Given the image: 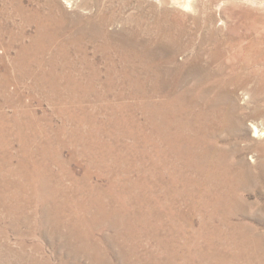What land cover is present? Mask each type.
Here are the masks:
<instances>
[{"label":"rangeland","instance_id":"obj_1","mask_svg":"<svg viewBox=\"0 0 264 264\" xmlns=\"http://www.w3.org/2000/svg\"><path fill=\"white\" fill-rule=\"evenodd\" d=\"M204 92L206 97L191 103ZM180 95L179 102L169 101ZM165 108L171 113H163ZM219 111L236 117L210 142L220 153L212 162L220 161L229 187L221 188L215 180L207 185L205 179L206 195L194 207L187 195L177 194L191 186L183 182L185 177L199 178V173L171 154L169 164L157 157L163 135L156 124L162 113L172 115L173 131L180 127L183 135L192 136V117ZM253 125L263 130L259 136ZM86 134L136 144L138 151L128 159L122 156L128 167L110 162L116 165L109 166V173L87 167L88 157L73 156L75 149H82ZM46 140L60 149L67 170L39 153ZM43 158L53 171L48 177L53 188L49 193L44 181L35 183L39 195L31 216L19 219L0 207V264H94L92 259L127 264L165 254L168 260L175 258L172 264H264V0H0V167L7 161V171L21 172L17 168L29 159L38 169ZM126 167L133 172L124 173ZM87 170L91 174L86 179ZM166 171L174 172V186L152 181L151 188H133L139 176L151 180ZM2 173L9 174L5 169ZM18 174L6 177L21 181ZM162 177L168 184L171 176ZM89 185L112 192L109 197L121 204L127 200L132 213L149 212L146 219L152 229L136 216L128 217L133 229H127L126 239L110 218L101 229L80 232L89 247L69 238L70 228L64 225L82 228L73 211ZM164 187L175 198L169 199ZM209 193L228 197L216 214ZM49 195L50 201L67 202L71 209L63 211L57 223L51 211L50 226L41 213ZM114 220L123 222L122 213ZM108 237L116 238L127 252L121 254L123 246L113 247ZM98 248H103L105 260ZM96 250L98 254H92Z\"/></svg>","mask_w":264,"mask_h":264},{"label":"bare ground","instance_id":"obj_2","mask_svg":"<svg viewBox=\"0 0 264 264\" xmlns=\"http://www.w3.org/2000/svg\"><path fill=\"white\" fill-rule=\"evenodd\" d=\"M178 1V0H177ZM182 1V0H181ZM177 3V2H176ZM180 4V3H179ZM185 4V3H184ZM181 5L183 6V4L181 3ZM188 4H186L187 6ZM185 7V5H184ZM246 16V15H245ZM215 54V53H214ZM200 70V69H199ZM200 88V87H199ZM208 89V88H207ZM205 89V90H207ZM204 91V90H203ZM209 91V90H208ZM198 94V93H197ZM199 95V94H198ZM196 96V95H195ZM206 97V93H202L200 95V97H194L193 100L191 101V103H197L198 99H202ZM183 97L177 96L175 98H172L169 101H174V100H178L182 99ZM166 103V102H165ZM190 103V104H191ZM171 104V103H170ZM163 105V104H162ZM172 105V104H171ZM218 105V104H217ZM216 105V106H217ZM170 106V105H167ZM175 106V105H174ZM180 106V105H179ZM166 107V106H165ZM164 108V107H163ZM171 109H164L163 113L166 111L170 112ZM175 112H180V109H175ZM162 113V117H160L161 122L159 124H156V128L157 131L159 130V133H161L162 139H161V144H162V151L161 154L157 155V157H161L162 162H164L165 164H169L167 157L168 155H172L175 156V158L179 161V163H181L183 165V167H188V168H192L194 170H196L199 173V178H193L191 177V179L188 178H184L183 182L187 183L188 181H190V187H188L186 190H180L179 193L177 195H179V197H183L185 195L188 196V201L191 202L192 206L197 207L198 203H201V201L204 199V195H206L205 192H207L206 189H202L203 184H204V180L206 179L208 182H210L207 185L211 184V181L215 180L219 186L221 188H226L229 187L228 183H227V176H226V170L224 169V167L221 166L220 161L213 163L212 159H218L220 156V153L218 151V146L217 147H213L210 142H212V137L214 135V133L217 131H222L223 129H225V127L230 126L233 119H236L235 116L230 115V114H225V112L223 111H219L215 114V116H208V114L206 115L204 112L203 114H196L195 118L192 117L194 119V131L192 136H185L182 134V129L180 130L179 128H172L171 123H174L176 121L175 117H171L169 118L168 116L163 115ZM171 113V112H170ZM87 114V113H86ZM193 115V114H192ZM85 118V117H84ZM90 120V119H89ZM92 120V119H91ZM238 120V119H237ZM122 121V120H121ZM86 122V121H85ZM110 122V121H109ZM234 122H236L234 120ZM233 122V123H234ZM16 120L15 123L16 124ZM30 123V122H28ZM178 123V122H177ZM255 123V122H254ZM181 123H178V125H180ZM34 125V124H33ZM112 125V124H111ZM176 125V124H175ZM174 125V126H175ZM187 125V124H186ZM185 125V127H186ZM193 125V124H192ZM35 126V125H34ZM93 126V125H91ZM90 126V127H91ZM113 126V125H112ZM33 127V126H32ZM30 127V129L32 128ZM94 127V126H93ZM98 126H95V128ZM109 127V126H108ZM183 126V128H185ZM191 128V125L188 126ZM259 126L253 125L254 132L257 136L260 135V131H263L262 129L258 128ZM19 128V127H18ZM26 129V126L23 127ZM100 128V127H99ZM189 128V129H190ZM16 129V128H15ZM29 129V130H30ZM229 129V128H227ZM96 130V129H95ZM188 130V129H187ZM82 132V131H81ZM90 132V131H89ZM93 132V131H92ZM32 133V132H31ZM96 133V132H95ZM93 133V134H95ZM186 133V131L184 132ZM192 133V132H191ZM4 134V133H3ZM73 134V133H72ZM83 134V133H82ZM104 134V133H103ZM125 134V133H124ZM189 134V132H188ZM114 135V134H113ZM21 136H24L21 135ZM29 136V135H28ZM33 136V135H32ZM36 136V135H35ZM38 136V135H37ZM79 136V135H78ZM86 137L83 139L85 140V142H81L82 143V149H75V152L73 153V156L76 157L78 156L79 158L82 157H88L89 158V166L87 167H92L95 169H103L105 172L109 173V166L112 165H116V164H112L110 165V162H114V163H118V165L120 163H124L127 165H129V163H127V161L123 162L125 159L123 157H127L130 158V156L132 155V151L133 152H137L138 151V146L136 144H134L133 146H126L125 144H116L115 142L112 141H105V140H101V139H96L95 137H93L92 135H85ZM96 136V135H95ZM115 136V135H114ZM215 136V135H214ZM58 137V136H57ZM73 137V136H72ZM101 137V136H100ZM148 137V136H147ZM75 138V137H74ZM98 138V137H97ZM116 138V137H115ZM151 138V137H148ZM73 139V138H72ZM96 139V140H95ZM113 139V138H111ZM119 139V138H118ZM48 140V139H47ZM43 141L41 143V145L39 146V153L41 155H43L42 157H45L49 163H52V160L57 162V164L59 163L61 165V167L64 168V170H67V163L65 162V160H63L61 158V151L59 148H56L55 146L50 145V141ZM50 140V139H49ZM81 140V139H80ZM147 140H151V139H147ZM68 141V140H67ZM119 141V140H118ZM37 142V141H36ZM41 142V141H40ZM60 142V141H59ZM73 143V142H72ZM81 143H79L77 140L75 141V145H80ZM63 145L66 146V143ZM74 145V146H75ZM164 145V146H163ZM214 145V144H213ZM62 146V145H61ZM71 146V145H70ZM60 147V146H59ZM67 147V146H66ZM79 147V146H77ZM148 147L152 148V145L149 144ZM236 147V146H235ZM56 148V149H55ZM61 148V147H60ZM64 148V147H62ZM129 150H128V149ZM153 148H157V146H153ZM54 149V150H53ZM134 149V150H133ZM34 151V150H32ZM31 151V152H32ZM153 151V150H152ZM221 152V151H220ZM27 154V153H26ZM36 154V153H35ZM31 155V154H30ZM128 155V156H127ZM123 156V157H122ZM27 157V156H26ZM152 157V156H151ZM31 158V157H30ZM43 158L39 160V165L40 167L37 169L36 164L33 160H24L22 161V163L20 164V166L17 169H21V172L19 171H14V169H10L9 171H7V169L5 167H9L11 164L10 162L7 161H3V165L0 167V207L1 209H4L5 211H7L9 214H11L13 217H19V219H23L26 220L28 219L31 215L29 210L31 211V209L33 208L34 204H35V199H37V196L39 195V191L37 190V187H35V183L36 182H40V181H44L47 185V192L50 191V187L51 183L48 180V177L50 178L51 176H54L53 171L50 169V167L47 166V160ZM5 160V159H4ZM176 160V162H177ZM38 161V160H37ZM215 161V160H214ZM109 162V164H107ZM19 163V162H18ZM54 163V162H53ZM131 163V162H130ZM178 163V164H179ZM58 164V165H59ZM153 164V163H152ZM159 164V163H158ZM177 164V163H176ZM179 166V165H178ZM181 166V165H180ZM126 167V169L124 168V170H122L124 173L127 174H131L134 169H128ZM152 167H154L155 169L157 168V165H153ZM175 167V166H174ZM35 168V169H34ZM150 168V167H149ZM169 168V167H168ZM184 168V169H185ZM230 168V167H229ZM6 170V173L8 172L9 174H4L2 173L3 170ZM231 169V168H230ZM173 170V169H172ZM186 170V169H185ZM112 172V170H110ZM157 171V170H156ZM178 171V170H177ZM19 173L18 175L21 176V181L18 178L17 180L14 181V179H11L9 177H6L8 175H12L14 173ZM142 172V171H140ZM181 172V171H180ZM88 170L86 171V173L84 174V178H89L88 175ZM93 173V172H92ZM139 173V171H138ZM158 176H154L153 179L150 180L149 175L148 179L145 176H139L138 178L135 179L134 181V185L133 188H141L140 186H147V187H153V183L154 185H161V186H174V180H173V171H166L163 173L158 172ZM187 173V172H186ZM244 173V172H243ZM65 174V173H64ZM71 174V173H70ZM91 174V173H89ZM156 174V173H155ZM171 174V175H170ZM104 175V174H103ZM139 175V174H138ZM164 175H168L171 176L169 177V182L168 184H163V179ZM177 177V182H179L180 179V174L179 171L177 172V174H175ZM188 175V173H187ZM190 175V174H189ZM197 175V174H196ZM237 176V175H236ZM15 177V176H14ZM153 177V176H152ZM175 177V178H176ZM195 177V176H194ZM231 177V176H230ZM16 179V177H15ZM58 179V178H57ZM124 179V178H123ZM127 179V178H126ZM237 179V178H236ZM53 180V178H52ZM75 180V179H74ZM82 180V179H81ZM90 180V179H89ZM109 180L111 182H113L114 184H116V181L113 180V178H109ZM121 180V179H120ZM233 180V179H232ZM58 181V180H57ZM123 181V180H122ZM121 181V182H122ZM153 181V183H152ZM206 181V182H207ZM89 182V181H88ZM91 182V181H90ZM229 182V181H228ZM61 183V182H60ZM79 183V182H77ZM76 183V184H77ZM237 183V182H235ZM55 184V183H54ZM80 184V183H79ZM120 184V183H119ZM130 184V183H129ZM232 184V183H231ZM234 184V183H233ZM118 185V184H116ZM114 186V185H113ZM131 186V185H130ZM135 186V187H134ZM238 186V185H237ZM43 190V186H40ZM84 187V186H83ZM86 188H83L85 192H83V196H80L78 200V204L75 206V211L74 214L77 216V223L82 227V228H71L69 226V224L66 222L65 223V227L70 228L69 230V238L75 239L79 244L83 243L86 241H84L82 235H79L80 232L84 231L86 233V231H88V229H90L91 227L96 229H101L99 226L106 223L108 220L111 221L112 220V226L113 228H117L120 231V233L122 234H126L127 229H133L132 225H129V218L131 217H135L139 219V221L145 225L148 224L147 219H149V216H147V214H149V212L146 213V216L148 217L146 219V216H141V215H137L135 213H132L131 210H129L130 207H132V205L127 203V200L125 201V203H122L117 199V198H110L109 195L112 194V192H109V194L106 193H102V191L100 190L99 187L96 186H85ZM118 187V186H117ZM123 187V186H122ZM146 187V188H147ZM168 187H164L162 188L164 194L170 199L175 198V196L170 195V193L168 192ZM80 188V187H79ZM82 188V187H81ZM116 189V186L114 187ZM149 188V189H150ZM205 188V187H204ZM210 188V186H209ZM60 189V188H59ZM148 189V190H149ZM76 190V189H75ZM82 191V189H80ZM122 190V189H121ZM130 190V188L128 189ZM133 190V189H132ZM153 190V189H152ZM227 190V189H226ZM230 190V189H229ZM58 191V189H57ZM113 191V190H112ZM126 191V190H125ZM157 192V190H155ZM220 191V190H219ZM218 191V192H219ZM56 192V191H55ZM65 192V191H64ZM114 192V191H113ZM221 192V191H220ZM50 193V192H49ZM62 193V191H61ZM70 193V192H68ZM149 193V192H148ZM174 193V192H173ZM77 194V193H76ZM141 194V193H139ZM52 195V194H51ZM66 195V194H65ZM69 195V194H68ZM124 195V193H123ZM142 195V194H141ZM67 196V195H66ZM77 196V195H76ZM138 196V195H137ZM144 196V195H143ZM157 196V195H156ZM164 196V195H163ZM114 197V196H113ZM135 197V196H134ZM152 197V196H151ZM155 197V196H154ZM159 197V196H158ZM157 197V198H158ZM208 199L210 201V203L213 205L214 207V213L218 210V208L220 206H222L224 203L228 202V197L226 196L225 193H220L217 194L216 196L211 195L210 193L208 194ZM41 198V197H40ZM126 198V197H125ZM142 198V197H141ZM53 199V198H52ZM55 199V197H54ZM64 199V197H63ZM73 199V198H72ZM71 199V200H72ZM134 199V198H133ZM153 199V198H152ZM159 199V198H158ZM165 199V198H164ZM167 199V198H166ZM187 199V198H186ZM61 200V199H60ZM76 200V199H75ZM155 200V199H154ZM178 200V199H177ZM54 203L52 201H50V195H49V201L45 202L43 201V210H42V216L44 217V219L46 220L45 222L49 223L50 226V218H51V211H53V213L56 215V219L55 222H59L57 220L60 219L63 211H69L71 210L69 207H67V202H63V201H57ZM65 201V199H64ZM161 201V200H160ZM185 201V200H184ZM187 201V202H188ZM131 202V201H129ZM167 202V201H166ZM176 202V201H175ZM158 203V202H156ZM208 203V202H207ZM60 204V206H59ZM72 204V203H71ZM133 204V203H132ZM139 206H141V203H138ZM147 204V203H146ZM151 204V203H150ZM160 204V203H159ZM75 205V204H74ZM73 205V206H74ZM136 205V204H135ZM171 207L173 205V200L170 201ZM205 204H199V206H203ZM72 206V207H73ZM137 206V205H136ZM138 206V207H139ZM155 206V205H154ZM145 207V206H144ZM170 207V206H169ZM212 207V206H211ZM225 207V206H224ZM229 207V206H228ZM136 208V207H135ZM150 208V207H149ZM222 208V207H221ZM93 209V211L91 212L90 210ZM153 209V208H152ZM157 209V208H156ZM161 209V208H160ZM33 210V209H32ZM163 210V209H162ZM196 210V209H195ZM194 210V211H195ZM58 211H61L59 213H57ZM190 211V210H189ZM140 212V211H139ZM146 212V210H145ZM157 212V211H156ZM209 212V211H208ZM33 213V212H32ZM68 213V212H67ZM119 213H122V220L123 222L121 223H117L114 220V217H118ZM138 213V212H137ZM169 213V212H167ZM163 214V213H162ZM161 214V215H162ZM216 214V213H215ZM73 215V214H72ZM69 215V216H72ZM144 215V214H143ZM66 216V215H65ZM156 216V215H155ZM42 217V218H43ZM73 217V216H72ZM129 217V218H128ZM71 218V217H70ZM110 218H112L110 220ZM62 219V218H61ZM60 219V221H62ZM69 219V218H68ZM155 219V217H154ZM160 219V218H159ZM163 219V218H162ZM209 219V218H208ZM30 220V219H29ZM72 220V218L70 219ZM132 220V219H131ZM136 220V219H135ZM150 220V219H149ZM157 220V219H156ZM19 221V220H18ZM69 222V221H68ZM132 222V221H131ZM154 222V221H153ZM135 223V221H134ZM175 223V222H174ZM55 224V223H54ZM150 224V223H149ZM149 224L146 226V228H148V230H151V226H149ZM221 224V223H220ZM41 225V224H40ZM56 225V224H55ZM129 225V226H128ZM225 225V224H224ZM42 226V225H41ZM237 226V225H236ZM43 227V226H42ZM53 227V226H52ZM154 227V226H153ZM190 227V226H189ZM205 225L202 224L201 228H204ZM50 228V227H49ZM58 228V227H57ZM53 229V228H52ZM56 229V228H55ZM124 232H123V231ZM54 231V230H53ZM205 231V230H204ZM83 232V235H84ZM126 232V233H125ZM75 233H77V235H74ZM119 233V232H118ZM203 233V232H202ZM220 233V232H219ZM86 235V234H85ZM90 236V235H89ZM229 237V236H228ZM129 237L126 234V239H128ZM220 238V236H219ZM223 238V237H222ZM93 239V238H92ZM99 239V238H98ZM110 244L119 249V247L122 245L121 243L118 242V240L116 238H110L108 237ZM87 240V239H86ZM94 240V239H93ZM158 240V239H157ZM91 241V240H90ZM68 242V241H66ZM159 242V241H157ZM247 242V241H245ZM91 243V242H90ZM87 244V243H86ZM99 244V243H98ZM92 245H97L95 244V242ZM226 245V244H225ZM242 245L245 247V249H247L249 246L248 244H243ZM254 245V244H253ZM73 246V245H72ZM84 246V245H83ZM90 245L87 244V247H89ZM99 246V245H98ZM117 246V247H116ZM123 246V245H122ZM236 246V245H235ZM252 246V245H251ZM257 246V245H256ZM101 247V246H100ZM161 247V246H160ZM173 247V246H172ZM254 247V246H253ZM174 248V247H173ZM97 249V248H95ZM103 249V248H102ZM102 249L100 250V256L103 260H105V256H104V251ZM126 248H121V254L127 252V250H125ZM161 249V248H160ZM165 249V248H164ZM249 249V248H248ZM82 250V249H81ZM94 251V250H93ZM135 252L137 251L135 248L131 250V252ZM257 251V250H256ZM89 252V251H88ZM164 252V251H163ZM261 252V251H258ZM167 253V252H166ZM92 254H98L97 250L96 252H93ZM134 255H136L137 253H132ZM151 254V253H150ZM158 254V253H157ZM162 254V252H161ZM227 254V253H226ZM157 255H148V260L146 259L145 261H143L142 259L138 258L135 260V262H130L127 264H150V261H152V264H172L173 260H168L166 257V254L164 256H158ZM125 257V255H124ZM127 257V256H126ZM171 257V256H170ZM218 257V256H217ZM252 257V256H251ZM132 258V257H131ZM179 258V257H178ZM202 258V257H201ZM205 258V257H204ZM135 259V257H134ZM152 259V260H150ZM225 259V257H224ZM125 260V259H124ZM164 260V261H163ZM94 264H99L98 261H96L95 259H92ZM226 261V260H224ZM257 261V260H256ZM260 261V260H259ZM220 262V261H219ZM227 262V261H226ZM208 264V262H207ZM233 264V263H232Z\"/></svg>","mask_w":264,"mask_h":264}]
</instances>
